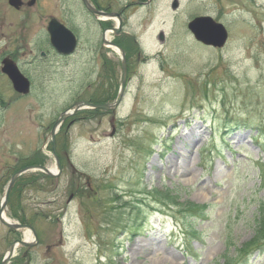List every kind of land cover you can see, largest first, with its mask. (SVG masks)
<instances>
[{"label": "rangeland", "instance_id": "1", "mask_svg": "<svg viewBox=\"0 0 264 264\" xmlns=\"http://www.w3.org/2000/svg\"><path fill=\"white\" fill-rule=\"evenodd\" d=\"M7 1L0 202L27 162L44 157L55 168L53 147L61 165L58 177L20 180L9 194L6 217L31 221L38 241L8 264H158L157 256L161 264H264V227L254 223L259 211L264 223V0H177L176 9L173 0H109L136 50L123 99L114 111L78 110L53 145L52 125L74 102L115 100L118 54H108L115 90L105 95L109 82L99 81L100 60L87 51L100 44L99 21L79 0H23L19 9ZM196 16L225 26L222 48L193 38L187 25ZM51 17L74 30L75 55H53L44 33ZM5 57L29 79L28 94L1 72ZM23 233L0 223V262Z\"/></svg>", "mask_w": 264, "mask_h": 264}, {"label": "water", "instance_id": "2", "mask_svg": "<svg viewBox=\"0 0 264 264\" xmlns=\"http://www.w3.org/2000/svg\"><path fill=\"white\" fill-rule=\"evenodd\" d=\"M34 1L35 0H28L26 2V5L31 6L33 5ZM83 3L91 12L95 13V10L88 5L86 0H83ZM8 4L14 7L15 9H18L22 5V0H8ZM176 6H177V3L174 2L172 7L176 8ZM188 28L194 34L197 40L203 42L204 44L212 45L214 47H222L227 37V33L224 27L221 24L214 22L209 17L194 18L192 21L188 23ZM47 31L49 32L50 43L57 51H59L62 54H69L73 50V46L75 43L74 36L71 34V32L67 28H65L56 19L54 18L50 19L47 25ZM1 64H2L1 72L4 73L8 77L13 89L20 94H23V95L27 94L30 88L29 80L19 71L17 65L13 62V60H11L8 57H5L1 60ZM122 64L123 65H122L121 87H120L118 96L115 99V101L112 103H107V104H91V103H85V102H75L71 107L72 109L70 111L66 110L63 113H61L57 121L54 123L52 130H51L52 139H54L55 130L60 125V123L67 116L73 114L75 111L79 109H82L85 107H91V108H102L105 110H109V109H114L117 107V105L121 101V98L124 92V77H125L124 59H123ZM55 161H56L57 172H59L60 166H59L58 158L56 156H55ZM28 170H38L49 176L57 175V173H54L48 167H45L42 165H30L12 174V176L10 177L9 183L5 189L4 197L0 205V222L4 224L5 226L11 229H14V230L28 229L31 232L32 236L36 239L35 230L32 227L25 225V224L18 223V222L10 221L4 216L7 197H8L9 191L15 179L20 174ZM18 245L29 248L33 245V243L23 241V240L13 241L8 246L7 253L4 255L0 264H7L9 259L13 256L14 250Z\"/></svg>", "mask_w": 264, "mask_h": 264}, {"label": "flooded vegetation", "instance_id": "3", "mask_svg": "<svg viewBox=\"0 0 264 264\" xmlns=\"http://www.w3.org/2000/svg\"><path fill=\"white\" fill-rule=\"evenodd\" d=\"M36 1V0H35ZM82 7L84 8V10L91 15V17H94L93 14H91L89 11H87L85 9V7L83 6V3H82V0H79ZM94 8L95 10H99V11H103L104 13H107V14H110V13H116L119 15V17L121 16V13L122 11H117L116 8H114L112 6V3L109 1V0H87ZM105 1L104 5L102 4V2ZM122 18V16L120 17ZM123 20V19H122ZM99 24V27L101 29V32H100V44L98 43L96 47V44L94 43L93 45H89L87 48V51H92L93 53H95V58L96 59H99L100 60V69H101V75L99 76V81L101 83H108V86H107V90L106 92H104L105 95H108L110 94V96H112L111 94L114 93V90H115V86H112V80L108 81V78H107V73L105 71L106 67L108 66V54L110 53H113V52H116L115 50H112V52H108L106 51L105 48H109L107 47L104 43H103V40H102V34L104 33V31L110 27H112V23H106V22H100L98 23ZM69 29L72 31V33L75 35L77 41H76V46L73 50V52L71 53L70 56L72 55H75L78 51V44H79V38H77V35L75 34L74 30L72 28L69 27ZM45 35H46V39H47V42H49V35L47 33V31L45 30ZM110 34V38H111V42L117 46H119L120 48H122V50L124 51L125 53V58H126V66H127V69H128V66L130 65V60L131 58L133 57V55L135 54V50H134V53H133V49H130L131 47L129 46L128 44V36L127 35H124V32L123 30L121 29L120 33H113V32H109ZM99 48V49H98ZM129 49H130V52H129ZM52 52H54L53 55L57 56V57H61L59 56L60 54L56 53L54 51V49H52ZM117 53V52H116ZM118 54V53H117ZM45 55L44 52H42V55L43 56ZM117 60H116V63L118 62L120 64V67H121V61L119 60V55L118 57H116ZM114 59V58H113ZM111 60V59H110ZM118 65V64H117ZM114 67L116 68V66L114 64H112V69H111V73H113L115 70H114ZM104 73V74H103ZM129 78L128 76V73H127V79Z\"/></svg>", "mask_w": 264, "mask_h": 264}, {"label": "trees", "instance_id": "4", "mask_svg": "<svg viewBox=\"0 0 264 264\" xmlns=\"http://www.w3.org/2000/svg\"><path fill=\"white\" fill-rule=\"evenodd\" d=\"M44 157H42V159L41 158H39V157H36V158H34V160L32 161H29V162H27L26 164H43V161H44V159H43ZM23 166H25V165H23ZM23 176V175H22ZM22 176L21 177H19L18 179H17V181H16V183H15V186H16V184H17V182L18 181H20L21 180V185H20V187L22 186H26V185H32L33 183H37V182H39V180L42 178H47V179H50L49 177H46L45 175H42L41 173H37V174H35L34 173V175L32 174V175H30L28 178H22ZM14 186V187H15ZM13 187V188H14ZM158 195V194H157ZM161 195H159L158 197H160ZM168 199V198H167ZM261 205V207H264L263 205L264 204H260ZM261 210L263 211V209L261 208ZM262 221V223L260 224V222ZM20 222H26V219L25 218H23V217H21L20 218ZM254 223H255V229H258V228H261V227H264V223H263V219H262V217H261V215H260V211H259V213H257V215H256V217L254 218ZM247 247V246H246ZM249 248H251V246H249V247H247V248H245V249H243L242 251H241V253L243 254V253H245V252H247L248 250H249ZM242 254H240V255H242ZM246 260V259H245Z\"/></svg>", "mask_w": 264, "mask_h": 264}, {"label": "bare ground", "instance_id": "5", "mask_svg": "<svg viewBox=\"0 0 264 264\" xmlns=\"http://www.w3.org/2000/svg\"><path fill=\"white\" fill-rule=\"evenodd\" d=\"M24 237H25V239H29V233L26 231L25 233H24ZM133 249H135V250H141L142 249V246H140V245H137L136 247H134ZM164 262V260H163V257H161V256H157V259H156V263H158V264H161V263H163Z\"/></svg>", "mask_w": 264, "mask_h": 264}]
</instances>
